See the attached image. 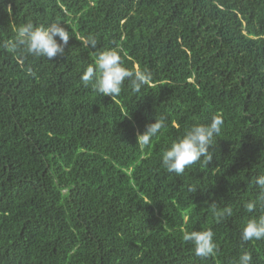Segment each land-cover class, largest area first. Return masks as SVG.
<instances>
[{"label":"trees","instance_id":"1","mask_svg":"<svg viewBox=\"0 0 264 264\" xmlns=\"http://www.w3.org/2000/svg\"><path fill=\"white\" fill-rule=\"evenodd\" d=\"M29 22L65 26L64 55L14 49ZM106 50L150 83L113 98L84 87ZM214 116L212 161L164 169L171 142ZM260 175L264 0H0V264H237L245 251L264 264V240L241 239L264 216L246 209ZM208 229L217 251L202 258L183 234Z\"/></svg>","mask_w":264,"mask_h":264},{"label":"clouds","instance_id":"2","mask_svg":"<svg viewBox=\"0 0 264 264\" xmlns=\"http://www.w3.org/2000/svg\"><path fill=\"white\" fill-rule=\"evenodd\" d=\"M72 35L59 22L47 26L25 23L17 28L16 39L12 44L14 49L22 48L28 55L42 57L51 61L58 55L65 53ZM86 47L95 48V38H88L82 41ZM84 87L92 85L100 95L118 97L121 94L125 81H130L132 90L139 93L152 80V74L144 69L132 71L124 66L121 55L116 50H106L98 54L93 65L87 67L80 77ZM223 120L214 116L208 124H194L188 128L184 135L171 142L170 146L162 153V166L169 173L182 175L186 168L197 162L208 165L213 159L215 138L220 134ZM166 127L164 117L155 118L154 123L146 125V130L137 136V143L144 146L149 145L153 137H156ZM255 184L259 192L256 200L246 204L249 212L257 207L264 208V175L257 176ZM215 213V207H213ZM225 214H232L231 208L225 209ZM241 239L245 242L264 240V216L249 219L241 231ZM183 240L194 246L195 254L202 258L215 255L217 246L214 240V233L211 229L203 231H191L183 234ZM237 264H253V257L250 252H243Z\"/></svg>","mask_w":264,"mask_h":264}]
</instances>
